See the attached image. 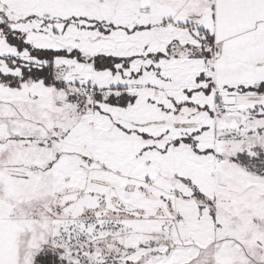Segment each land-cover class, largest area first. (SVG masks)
Here are the masks:
<instances>
[{"label":"snow or ice","instance_id":"snow-or-ice-1","mask_svg":"<svg viewBox=\"0 0 264 264\" xmlns=\"http://www.w3.org/2000/svg\"><path fill=\"white\" fill-rule=\"evenodd\" d=\"M0 264H264V0H0Z\"/></svg>","mask_w":264,"mask_h":264}]
</instances>
